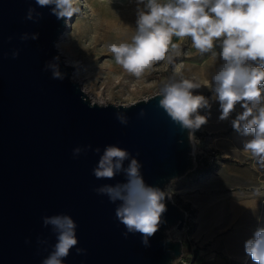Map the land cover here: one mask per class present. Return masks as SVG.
Returning <instances> with one entry per match:
<instances>
[{
    "label": "water",
    "instance_id": "water-1",
    "mask_svg": "<svg viewBox=\"0 0 264 264\" xmlns=\"http://www.w3.org/2000/svg\"><path fill=\"white\" fill-rule=\"evenodd\" d=\"M67 19L61 0H0V264H175L186 108L92 101L57 47Z\"/></svg>",
    "mask_w": 264,
    "mask_h": 264
},
{
    "label": "rangeland",
    "instance_id": "rangeland-1",
    "mask_svg": "<svg viewBox=\"0 0 264 264\" xmlns=\"http://www.w3.org/2000/svg\"><path fill=\"white\" fill-rule=\"evenodd\" d=\"M61 1L69 15L57 46L73 79L96 102L173 94L194 120L196 149L217 151L215 194L225 188L240 197L239 217L235 208L223 214L228 235H236L228 247H241L254 226L240 264H264V208L253 215L243 200L255 191L264 198V0ZM184 180L165 186L179 205ZM168 233L185 238L175 228Z\"/></svg>",
    "mask_w": 264,
    "mask_h": 264
},
{
    "label": "crops",
    "instance_id": "crops-1",
    "mask_svg": "<svg viewBox=\"0 0 264 264\" xmlns=\"http://www.w3.org/2000/svg\"><path fill=\"white\" fill-rule=\"evenodd\" d=\"M192 96V95H191ZM193 103L195 101L193 99ZM190 109L195 113V107ZM205 133H199L200 139L205 143ZM200 160L209 159L202 154L198 155ZM182 193L180 195V205L184 207L190 214L188 221L189 230L185 234L183 246L185 257L188 264H240L241 257L252 250L251 238L255 236L256 228L250 227L251 237L245 242H238L241 247L231 250L227 245V240L235 239L236 235H228L226 223L223 221V214L226 208H238L239 195L225 193V188L219 191V195L215 194L214 188L211 185L214 176L213 174L203 177L198 181L190 175H184ZM244 202L247 204L246 210L253 215H259L263 212L264 198L262 192H254V194L245 197ZM221 218L218 220L214 215L218 213ZM237 216L239 212L236 210ZM248 238V237H247ZM196 242V244H195ZM251 244V245H250ZM182 264V263H177Z\"/></svg>",
    "mask_w": 264,
    "mask_h": 264
},
{
    "label": "trees",
    "instance_id": "trees-1",
    "mask_svg": "<svg viewBox=\"0 0 264 264\" xmlns=\"http://www.w3.org/2000/svg\"><path fill=\"white\" fill-rule=\"evenodd\" d=\"M193 99L195 101V104L193 103ZM187 105L189 107H192L195 109L198 107V104L196 103V100L193 96L189 95L186 99ZM209 158V157H208ZM217 163L215 164L213 161H211L210 159L206 160H200L197 157V166L189 171L187 174H189L190 176H192L194 178L195 181H198L199 179L209 176L211 174H213L216 171L217 168ZM186 174V175H187ZM190 222L187 219V224H189ZM190 226V225H189ZM183 242V241H182ZM184 244V243H183ZM184 247V246H183ZM184 251H185V247H184ZM183 251V252H184Z\"/></svg>",
    "mask_w": 264,
    "mask_h": 264
},
{
    "label": "built area",
    "instance_id": "built-area-1",
    "mask_svg": "<svg viewBox=\"0 0 264 264\" xmlns=\"http://www.w3.org/2000/svg\"><path fill=\"white\" fill-rule=\"evenodd\" d=\"M188 115H189V118H190V121H191V125H192V138H193V142H194V153L196 152L197 154H202L204 156H207L215 164L218 163L219 162V160H218L219 157L217 155L216 149H204V148H202V149H196V143H195V140H196L195 139V123H194V120L192 119V117H191V115H190L189 112H188ZM197 132H196V136H197ZM189 217H190V214L187 211V219H189ZM188 230H189V225L186 222L185 227L182 230H179V231H180V233H184L185 232V234H186ZM179 262L182 263V264H188V262L186 261L185 257H183V255L178 259V261L176 263H179Z\"/></svg>",
    "mask_w": 264,
    "mask_h": 264
},
{
    "label": "bare ground",
    "instance_id": "bare-ground-1",
    "mask_svg": "<svg viewBox=\"0 0 264 264\" xmlns=\"http://www.w3.org/2000/svg\"><path fill=\"white\" fill-rule=\"evenodd\" d=\"M66 14H67V16L69 15V12L67 10H66ZM104 29L106 30V28H104ZM98 103H103V102H98ZM186 111H187V109H186ZM187 113H188V111H187Z\"/></svg>",
    "mask_w": 264,
    "mask_h": 264
}]
</instances>
